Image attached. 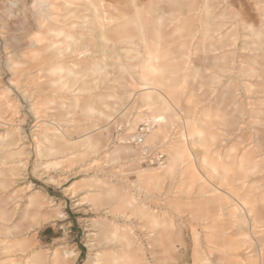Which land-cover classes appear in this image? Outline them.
<instances>
[{"label": "rangeland", "instance_id": "obj_1", "mask_svg": "<svg viewBox=\"0 0 264 264\" xmlns=\"http://www.w3.org/2000/svg\"><path fill=\"white\" fill-rule=\"evenodd\" d=\"M0 264H264V0H0Z\"/></svg>", "mask_w": 264, "mask_h": 264}, {"label": "trees", "instance_id": "obj_2", "mask_svg": "<svg viewBox=\"0 0 264 264\" xmlns=\"http://www.w3.org/2000/svg\"><path fill=\"white\" fill-rule=\"evenodd\" d=\"M52 233H53L52 229H50V228H45L42 231L43 236H46V237H49V238L53 237Z\"/></svg>", "mask_w": 264, "mask_h": 264}, {"label": "bare ground", "instance_id": "obj_3", "mask_svg": "<svg viewBox=\"0 0 264 264\" xmlns=\"http://www.w3.org/2000/svg\"><path fill=\"white\" fill-rule=\"evenodd\" d=\"M202 32V31H201ZM211 38V37H210ZM200 43H201V41H200ZM205 44V43H204ZM209 44V43H208ZM196 45V44H195ZM200 45H202V44H200ZM198 46H199V44H198ZM196 47V46H195ZM198 48V47H197ZM196 49V48H195ZM197 50V49H196ZM201 51H202V48H201ZM190 61V60H189ZM200 63V62H199ZM193 65V64H192ZM183 82V81H182ZM152 97V96H151ZM31 100V99H30ZM157 102V101H156ZM155 102V103H156ZM153 103V102H152ZM158 103V102H157ZM155 105V104H154ZM162 105H164V102H163V104ZM157 107V106H156ZM159 107V106H158ZM159 109V108H158ZM159 120V119H158ZM183 135H184V133H183ZM184 137V136H183ZM186 138V137H185ZM205 153V152H204ZM172 157V156H171ZM170 160H172L173 161V159H170ZM164 167V166H163ZM191 167V166H190ZM162 168V167H161ZM150 175V174H149ZM216 182V181H215ZM212 190H213V187H212ZM240 204V203H239ZM240 206V205H239ZM234 207H236L235 205H234ZM241 207V206H240ZM237 208H235V210H236ZM16 263V262H15Z\"/></svg>", "mask_w": 264, "mask_h": 264}, {"label": "built area", "instance_id": "obj_4", "mask_svg": "<svg viewBox=\"0 0 264 264\" xmlns=\"http://www.w3.org/2000/svg\"><path fill=\"white\" fill-rule=\"evenodd\" d=\"M143 129H144L143 127L140 129L141 133H142V130H143ZM140 139H141V137H140V135H139L138 140L141 141ZM159 157L161 158L162 155H159Z\"/></svg>", "mask_w": 264, "mask_h": 264}]
</instances>
